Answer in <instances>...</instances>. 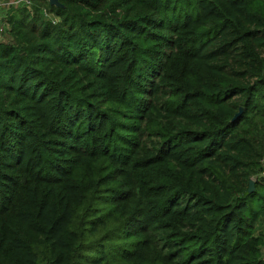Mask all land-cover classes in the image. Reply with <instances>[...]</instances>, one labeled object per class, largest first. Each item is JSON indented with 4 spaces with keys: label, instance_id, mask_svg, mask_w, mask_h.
I'll list each match as a JSON object with an SVG mask.
<instances>
[{
    "label": "trees",
    "instance_id": "16d2710c",
    "mask_svg": "<svg viewBox=\"0 0 264 264\" xmlns=\"http://www.w3.org/2000/svg\"><path fill=\"white\" fill-rule=\"evenodd\" d=\"M59 1L0 41V264H264V0Z\"/></svg>",
    "mask_w": 264,
    "mask_h": 264
},
{
    "label": "built area",
    "instance_id": "2783aa9c",
    "mask_svg": "<svg viewBox=\"0 0 264 264\" xmlns=\"http://www.w3.org/2000/svg\"><path fill=\"white\" fill-rule=\"evenodd\" d=\"M17 6H25L26 8L30 9L32 7V0H0V39L2 38L3 32L9 28V10ZM42 12L45 17L54 20V16H52L48 9L43 8ZM261 163L263 169L257 176L252 178L254 181L256 178L264 176V156L261 159Z\"/></svg>",
    "mask_w": 264,
    "mask_h": 264
},
{
    "label": "water",
    "instance_id": "95a60500",
    "mask_svg": "<svg viewBox=\"0 0 264 264\" xmlns=\"http://www.w3.org/2000/svg\"><path fill=\"white\" fill-rule=\"evenodd\" d=\"M48 3L51 6H55V7H63V5L60 3L59 0H48ZM242 113V107H239L238 111L234 114L233 119L237 118L240 114ZM22 181H25V178H22ZM249 187H248V191L251 192L254 189V180L250 179L249 183H248Z\"/></svg>",
    "mask_w": 264,
    "mask_h": 264
},
{
    "label": "rangeland",
    "instance_id": "374dc122",
    "mask_svg": "<svg viewBox=\"0 0 264 264\" xmlns=\"http://www.w3.org/2000/svg\"><path fill=\"white\" fill-rule=\"evenodd\" d=\"M9 34H8V32H7V30L6 31H4L3 32V34H2V38L0 39V41H7V40H9ZM258 227H257V230L259 231V232H261V233H264V220L262 219V220H260V221H258Z\"/></svg>",
    "mask_w": 264,
    "mask_h": 264
},
{
    "label": "clouds",
    "instance_id": "9594fccd",
    "mask_svg": "<svg viewBox=\"0 0 264 264\" xmlns=\"http://www.w3.org/2000/svg\"><path fill=\"white\" fill-rule=\"evenodd\" d=\"M57 20H59V17H57Z\"/></svg>",
    "mask_w": 264,
    "mask_h": 264
}]
</instances>
